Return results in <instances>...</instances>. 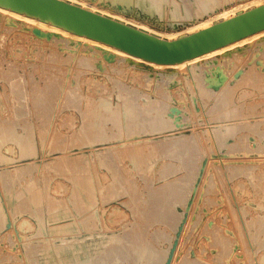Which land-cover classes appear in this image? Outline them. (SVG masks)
Segmentation results:
<instances>
[{
  "label": "rangeland",
  "instance_id": "obj_1",
  "mask_svg": "<svg viewBox=\"0 0 264 264\" xmlns=\"http://www.w3.org/2000/svg\"><path fill=\"white\" fill-rule=\"evenodd\" d=\"M65 1L167 40L264 5ZM263 243L264 31L160 65L0 7V264H264Z\"/></svg>",
  "mask_w": 264,
  "mask_h": 264
},
{
  "label": "water",
  "instance_id": "obj_2",
  "mask_svg": "<svg viewBox=\"0 0 264 264\" xmlns=\"http://www.w3.org/2000/svg\"><path fill=\"white\" fill-rule=\"evenodd\" d=\"M0 7L160 65L182 63L264 31V5L175 40L160 38L65 0H0Z\"/></svg>",
  "mask_w": 264,
  "mask_h": 264
},
{
  "label": "bare ground",
  "instance_id": "obj_3",
  "mask_svg": "<svg viewBox=\"0 0 264 264\" xmlns=\"http://www.w3.org/2000/svg\"><path fill=\"white\" fill-rule=\"evenodd\" d=\"M199 1H204V0H199ZM1 13H3V10H2V12ZM7 13V12H6ZM5 13V14H6ZM10 15V14H9ZM199 82V81H198ZM203 87V86H202ZM205 89V88H204ZM228 90V89H227ZM206 93H207V91H206ZM227 93V92H226ZM234 93V92H233ZM229 95V94H228ZM233 95V94H232ZM222 96V95H221ZM204 97V96H203ZM233 97V96H232ZM242 97V96H241ZM210 98V97H209ZM230 98V97H229ZM234 99V98H233ZM218 100V99H217ZM220 100V99H219ZM226 100V99H225ZM217 102V101H216ZM228 103H230V102H228ZM226 105V104H225ZM220 107V106H219ZM215 109H216V107H215ZM217 110V109H216ZM221 110V109H220ZM237 111V110H236ZM162 112V111H161ZM154 113V112H153ZM218 113V112H217ZM216 113V114H217ZM228 113V112H227ZM234 113V112H233ZM158 114V113H157ZM222 114V113H221ZM224 114V113H223ZM235 114V113H234ZM226 115V114H225ZM162 116V115H161ZM234 116V115H233ZM240 116V115H239ZM242 117V116H241ZM240 117V118H241ZM238 118V117H237ZM137 119V118H136ZM151 119V118H150ZM219 119V118H218ZM228 119H229V117H228ZM148 120V119H147ZM223 120V119H222ZM132 121V120H131ZM140 121H141V119H140ZM154 122V121H153ZM139 123V122H138ZM159 123V122H158ZM166 124V123H165ZM246 124V123H245ZM236 126V125H235ZM227 128V127H226ZM240 128V127H239ZM93 129V128H92ZM228 129H229V127H228ZM256 129V128H255ZM95 130V129H94ZM213 130V129H212ZM234 131H236V130H234ZM218 132V131H217ZM221 132V131H220ZM239 132V131H238ZM215 133H216V131H215ZM224 134V133H223ZM234 134V133H233ZM216 135V134H215ZM218 135V134H217ZM222 135V134H221ZM225 135V134H224ZM194 136V135H193ZM219 136V135H218ZM223 136V135H222ZM227 137V136H226ZM225 137V138H226ZM244 137H245V135H244ZM247 137V136H246ZM179 138V137H178ZM193 138V137H192ZM195 138V137H194ZM197 138V137H196ZM240 138H242V137H240ZM217 139V138H216ZM221 139V138H220ZM224 139V138H223ZM234 139V138H233ZM192 140V139H191ZM225 140V139H224ZM176 141V140H175ZM184 141V140H183ZM226 141V140H225ZM185 142V141H184ZM239 142V141H238ZM241 142V141H240ZM169 143V142H168ZM180 143V142H179ZM195 143V142H194ZM196 143H197V141H196ZM171 144V143H170ZM181 144V143H180ZM225 144V143H224ZM223 144V145H224ZM234 144V143H233ZM195 145V144H194ZM193 145V146H194ZM177 146V145H176ZM181 146V145H180ZM184 146V145H183ZM192 146V147H193ZM225 146V145H224ZM234 146V145H233ZM238 146V145H237ZM243 146H244V144H243ZM242 146V147H243ZM128 147V146H127ZM195 147V146H194ZM196 147H197V145H196ZM226 147V146H225ZM183 148V147H182ZM230 148H231V146H230ZM234 148V147H233ZM232 148V149H233ZM197 149V148H196ZM235 149V148H234ZM109 150V149H108ZM138 150V149H137ZM140 150H141V148H140ZM139 150V152H140V154H141V157H143V155H142V153H141V151ZM176 150V149H175ZM189 150V149H188ZM111 151V150H110ZM135 151V150H134ZM143 151V150H142ZM181 151V150H180ZM195 151V150H194ZM137 153H138V151H136ZM166 152V151H165ZM169 152V151H168ZM190 152H192V151H190ZM196 152V151H195ZM172 153H174V152H172ZM139 154V153H138ZM138 154H136V155H138ZM148 154H150V153H148ZM176 154H178V153H176ZM196 154V153H195ZM200 154V153H199ZM135 155V154H134ZM135 155V156H136ZM145 155V154H144ZM151 155V154H150ZM171 155V154H170ZM183 155V154H182ZM197 155V154H196ZM139 156V155H138ZM138 156H137V159H138ZM157 156V155H156ZM201 156V155H200ZM146 157H151V156H147V153H146ZM165 157V156H164ZM171 157H172V155H171ZM185 157V156H184ZM194 157V156H193ZM174 158V157H173ZM197 158V157H196ZM136 159V160H137ZM139 159H140V157H139ZM170 159V158H169ZM195 159V158H194ZM146 160V158L144 159V161ZM148 160V159H147ZM149 160H150V158H149ZM188 160V159H187ZM139 161V160H138ZM138 161H136V163L138 162ZM141 161H142V159H141ZM144 161H142V162H144ZM189 161V160H188ZM197 161V160H196ZM181 162V161H180ZM183 162V161H182ZM139 163H141L140 161L137 163V164H139ZM147 163V162H146ZM149 163V162H148ZM143 163H141V165H142ZM150 164V163H149ZM192 164V163H191ZM145 165V164H144ZM167 165V164H166ZM180 165V164H179ZM190 165V164H189ZM181 166V165H180ZM139 167H140V165H139ZM169 167V166H168ZM179 167V166H178ZM184 167V166H183ZM188 167V166H187ZM193 167V166H192ZM195 167V166H194ZM175 168V167H174ZM185 168V167H184ZM190 168V167H189ZM192 169V168H191ZM167 170V169H166ZM179 170V169H178ZM188 171V170H187ZM190 171V170H189ZM163 173V172H162ZM167 173V172H166ZM187 173V172H186ZM169 174V173H168ZM167 174V175H168ZM188 174V173H187ZM190 174V173H189ZM164 175H166V174H164ZM187 177H188V175H186ZM145 177V176H144ZM189 177H190V175H189ZM188 179V178H187ZM146 181H148L147 180V178H146ZM169 181V180H168ZM182 181V180H181ZM187 181V180H186ZM167 183V182H166ZM178 183V182H177ZM150 184V183H149ZM164 184V183H163ZM146 185V184H145ZM144 185V186H145ZM180 185V184H179ZM184 185V184H183ZM186 185H187V183H186ZM170 186V185H169ZM148 187V186H147ZM166 187H167V185H166ZM175 187H177V186H175ZM149 188V187H148ZM150 188H152V187H150ZM158 187H156V189H157ZM181 188V187H180ZM165 189V191H166V188H164ZM175 189V188H174ZM177 189V188H176ZM154 190H155V188H154ZM173 190V189H172ZM158 191V190H157ZM161 191H162V189H161ZM179 191H180V189H179ZM148 192V191H147ZM155 192V191H154ZM158 192H160V191H158ZM163 193H164V191H163ZM174 193H176V190H175V192ZM183 193H184V191H183ZM152 194V193H151ZM157 194H159V193H157ZM181 194V193H180ZM153 195V194H152ZM160 195H162L161 193H160ZM164 195H166V194H164ZM23 196V195H22ZM147 196V195H146ZM159 196V195H158ZM171 197H172V195H170ZM179 196V195H178ZM148 197H150V196H148ZM160 197V196H159ZM162 197V196H161ZM176 197V196H175ZM18 198V197H17ZM142 198V197H141ZM173 198H174V196H173ZM184 198V197H183ZM25 199V198H24ZM143 199V198H142ZM145 199V198H144ZM161 199V198H160ZM164 199V198H163ZM158 200V199H157ZM154 201H156V200H154ZM168 201V200H167ZM176 201H178V200H176ZM181 201V200H180ZM183 201V200H182ZM26 202V201H25ZM158 202V201H157ZM173 202V201H172ZM156 203V202H155ZM168 203H170V202H168ZM39 204V203H38ZM159 204V203H158ZM160 204H162V203H160ZM152 205H154V204H152ZM148 206V205H147ZM170 206H171V204H170ZM154 209V208H153ZM170 209V208H169ZM165 210H166V208H165ZM171 210V209H170ZM173 210V209H172ZM159 211V210H158ZM167 211H169V210H167ZM160 212V211H159ZM172 212H174V211H172ZM170 213V215H171V212H169ZM166 214V213H165ZM174 214H175V212H174ZM148 215V214H147ZM173 215V214H172ZM171 215V216H172ZM167 217H169L168 215H167ZM151 218V217H150ZM67 226V225H66ZM139 226V225H138ZM64 228V227H63ZM136 228V227H135ZM138 228V227H137ZM136 228V229H137ZM133 230H135V229H133ZM138 230V229H137ZM130 232V231H129ZM138 232V231H137ZM145 232V231H144ZM144 232H143V234H144ZM142 233V232H141ZM140 233V234H141ZM137 235H139V234H137ZM124 237V236H123ZM139 237V236H138ZM144 237V236H143ZM118 239H120V238H118ZM117 240V239H116ZM132 240V239H131ZM115 241V240H114ZM138 241V240H137ZM120 242V241H119ZM122 242V241H121ZM120 242V243H121ZM114 243V242H113ZM131 243V242H130ZM135 243V242H134ZM137 243V242H136ZM139 243V242H138ZM145 243V242H144ZM148 243V242H147ZM132 244V243H131ZM140 244V243H139ZM264 244V243H263ZM133 245H135V244H133ZM137 245V244H136ZM149 245V244H148ZM148 245H147V247H148ZM118 246V245H117ZM132 245H130V247H131ZM144 246H146V245H144ZM120 247V246H119ZM118 247V248H119ZM128 246H126V248H127ZM117 248V249H118ZM131 249V248H130ZM134 249H135V247H134ZM133 249V250H134ZM151 249V248H150ZM109 250V249H108ZM119 250H121V249H119ZM124 250H125V248H124ZM124 250L122 251V252H124ZM127 250V249H126ZM125 250V251H126ZM132 250V249H131ZM142 250V249H141ZM153 250V249H152ZM154 251V250H153ZM114 252L116 253L117 251L116 250H114ZM126 252H129V251H126ZM137 252V251H136ZM135 252V253H136ZM159 253H160V251H158ZM117 253H119V251L117 252ZM121 253V252H120ZM130 253V252H129ZM133 253V252H132ZM138 253H140V252H138ZM148 254H149V252H147ZM103 254V253H102ZM125 254V253H124ZM123 254V255H124ZM128 254V253H127ZM126 254V255H127ZM156 254H158V253H156ZM109 255V254H108ZM119 255V254H118ZM136 255V254H135ZM159 255V254H158ZM113 256V255H112ZM132 256V255H131ZM75 257H76V255H75ZM74 257V258H75ZM114 257V256H113ZM128 257V256H127ZM133 257V256H132ZM147 258V257H146ZM153 258V257H152ZM160 258V257H159ZM126 259V258H125ZM136 259V258H135ZM158 259V258H157ZM88 260V259H87ZM89 260H90V258H89ZM97 260V259H96ZM105 260V259H104ZM154 260V259H153ZM86 261V260H85ZM123 261V260H122ZM142 261V260H141ZM159 261V260H158ZM82 263V262H81ZM84 263V262H83ZM150 263V262H149ZM110 264V263H109ZM155 264H156V261H155ZM189 264V263H188Z\"/></svg>",
  "mask_w": 264,
  "mask_h": 264
}]
</instances>
